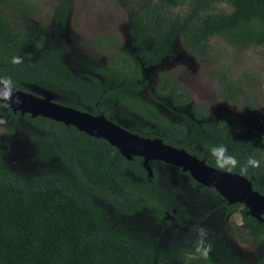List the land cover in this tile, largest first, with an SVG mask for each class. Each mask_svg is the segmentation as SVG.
<instances>
[{"label": "trees", "instance_id": "1", "mask_svg": "<svg viewBox=\"0 0 264 264\" xmlns=\"http://www.w3.org/2000/svg\"><path fill=\"white\" fill-rule=\"evenodd\" d=\"M130 2L134 8L132 49H116L106 63L88 59L76 67L72 49L62 38L56 36L46 47L44 39H34L27 27L33 9L29 0H0V76H10L16 90H46L57 104L103 114L140 136L185 149L214 168L209 150L217 144H224L241 163L254 155L261 165L244 177L264 195V137H238V123L229 116L209 120V110L191 104L189 91L168 69L159 73L158 83L152 75L154 68L173 57L178 37L191 54L203 60H208L210 42L218 37L240 50L264 47V0ZM222 2L233 11L217 10L215 6ZM71 9L72 0L60 1L56 11L60 28ZM95 45L108 50L118 43L99 37ZM13 55L23 57V62L13 65ZM232 73L230 68L219 72L221 95L255 108L257 76L244 73L235 78ZM170 103L177 110L170 109ZM189 104V113L182 111ZM0 114L7 119L6 133H25L33 161L44 165L40 175L14 170L0 148V264H175L161 245L148 236L135 235L121 222L122 216L142 210L162 220L174 214L175 207L181 209L179 192L163 179L160 167L176 171L215 197L226 215L242 212L243 224L235 226L234 233L246 243L264 245V221L251 216L244 204L230 205L181 168L154 161L149 176L142 157L129 160L107 140L72 125L22 116L8 107L0 108ZM130 115L140 120L134 127L123 123ZM54 160L59 162L55 171L47 166ZM95 197L104 198L117 218L121 215L119 219H112ZM173 252L180 264H216L210 255L205 259L192 248ZM258 264H264V257Z\"/></svg>", "mask_w": 264, "mask_h": 264}, {"label": "rangeland", "instance_id": "2", "mask_svg": "<svg viewBox=\"0 0 264 264\" xmlns=\"http://www.w3.org/2000/svg\"><path fill=\"white\" fill-rule=\"evenodd\" d=\"M29 1L33 9L31 15L27 16V27L34 39H44L43 47H46L56 36L62 38L72 49V61L76 67L80 64L84 66L88 59L100 64L106 63L109 55L116 49H132L131 11L134 8L130 0H72V9L63 28L59 27L56 18L61 0ZM215 8L225 13L233 11L229 4L223 2ZM175 11L180 12L181 9ZM99 37L114 38L118 45H111L108 50L99 48L95 45ZM210 46L208 60H203L202 57L191 54L178 37L173 45V57L153 69L154 82H159V73L166 68L173 73L179 85L189 91L191 104H200L209 110V120L229 116L238 123V137L249 138L255 134L264 137V47L240 50L219 37L213 39ZM33 50L34 46L29 51ZM227 68L232 70L235 78L244 73L257 76L253 87L255 108L251 109L242 102L228 101L221 95L219 72ZM191 104L182 111L189 113ZM169 107L177 110L171 103ZM163 110L166 111V108ZM129 117L130 119L125 118L123 122L127 127H134L140 121L136 116ZM0 121H3L0 123V148L5 150V158L11 168L43 174L44 165L33 161L27 135L21 132L7 134V119L3 114H0ZM58 165L59 162L54 160L47 166L55 171ZM160 170L163 179L178 190L181 209L175 207L174 214L162 220L152 217L147 210L132 216H122L121 222L128 230L142 238L148 236L167 250L173 263L180 264L176 252L173 251L179 247L194 250V229L203 226L208 230V240L212 243L209 255L216 264H232L234 259L238 264L259 263L264 257V245L246 243L234 233L235 226L243 224L242 212L226 215L225 211L220 210L215 197L192 185L187 179L180 178L176 171L172 172L171 169L163 167ZM95 202L115 221L121 216L117 218L113 207L104 198L95 197Z\"/></svg>", "mask_w": 264, "mask_h": 264}, {"label": "water", "instance_id": "3", "mask_svg": "<svg viewBox=\"0 0 264 264\" xmlns=\"http://www.w3.org/2000/svg\"><path fill=\"white\" fill-rule=\"evenodd\" d=\"M14 95L19 97L20 103L8 107L13 112L63 122L89 136L107 140L129 160L142 157L149 176L153 175L151 162L154 161L181 168L195 181L218 193L230 205L244 204L251 216L264 221V195L255 191L252 181L246 177L216 169L185 149L165 144L159 138L152 139L133 133L103 114L92 115L57 104L54 102L55 96L46 90L33 87L30 92L15 90Z\"/></svg>", "mask_w": 264, "mask_h": 264}, {"label": "clouds", "instance_id": "4", "mask_svg": "<svg viewBox=\"0 0 264 264\" xmlns=\"http://www.w3.org/2000/svg\"><path fill=\"white\" fill-rule=\"evenodd\" d=\"M10 62L13 65H19L23 62V57L13 55ZM15 90V82L10 76H0V108L11 107L13 103H20L19 97L14 95ZM0 123H3V121H0ZM209 155L213 158L217 169L227 173L235 171L241 177L246 176L249 169H256L261 165V160L254 155H250L245 162L241 163L235 155L229 154L224 144L212 146L209 150ZM194 231L196 232L194 254L207 259L212 250V243L208 240V230L200 226L195 228Z\"/></svg>", "mask_w": 264, "mask_h": 264}]
</instances>
